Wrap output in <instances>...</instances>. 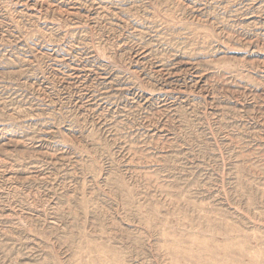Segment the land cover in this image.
Listing matches in <instances>:
<instances>
[{"label":"rangeland","instance_id":"1","mask_svg":"<svg viewBox=\"0 0 264 264\" xmlns=\"http://www.w3.org/2000/svg\"><path fill=\"white\" fill-rule=\"evenodd\" d=\"M0 264H264V0H0Z\"/></svg>","mask_w":264,"mask_h":264},{"label":"bare ground","instance_id":"2","mask_svg":"<svg viewBox=\"0 0 264 264\" xmlns=\"http://www.w3.org/2000/svg\"><path fill=\"white\" fill-rule=\"evenodd\" d=\"M75 67V66H74Z\"/></svg>","mask_w":264,"mask_h":264}]
</instances>
